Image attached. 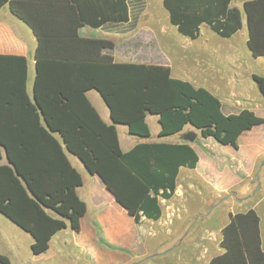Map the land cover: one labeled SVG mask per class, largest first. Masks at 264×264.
Listing matches in <instances>:
<instances>
[{"label": "trees", "instance_id": "obj_1", "mask_svg": "<svg viewBox=\"0 0 264 264\" xmlns=\"http://www.w3.org/2000/svg\"><path fill=\"white\" fill-rule=\"evenodd\" d=\"M127 1L8 2L37 44L33 100L26 91V58L0 54V159L1 149L7 159L0 164V213L31 235L34 255L49 248L56 232L78 231L86 212L76 191L82 178L65 148L90 174L99 176L138 224L142 217H160L159 198L173 195L179 168L196 167L199 157L187 142L138 143L123 151L115 124L125 125L129 134L149 137L145 118L154 114L160 125L158 136L190 124L203 137L237 147L243 131L264 122L249 109L225 115L216 95L173 77L168 66L116 62L112 54L103 52L114 47L112 41L79 35L84 24L99 27L107 20H126ZM229 1L212 0L202 14L193 10L190 0H163V4L178 31L191 38L197 36L202 20L229 36L244 16L248 49L253 57L264 56V0L245 1L242 15L227 7ZM218 16H224L225 22L215 21ZM252 78L264 95V75L254 73ZM91 89L107 105L111 124L103 122L88 100L86 91ZM219 245L223 252L208 264H264L257 212L253 208L229 212ZM0 264H10V259L0 253Z\"/></svg>", "mask_w": 264, "mask_h": 264}, {"label": "crops", "instance_id": "obj_2", "mask_svg": "<svg viewBox=\"0 0 264 264\" xmlns=\"http://www.w3.org/2000/svg\"><path fill=\"white\" fill-rule=\"evenodd\" d=\"M211 1L190 0V3L195 12L202 14L212 6V3L209 4ZM245 1L248 0H230L227 7L237 8L242 15ZM8 2L9 0H0V54L26 58V91L33 100L34 51L37 40L29 26L11 12ZM159 3L162 8H158ZM127 5L126 20H107L99 27L84 24L79 28V35L112 41L114 47L103 49V52L112 54L116 62H123L116 56V52L122 47H125V53L130 51V46H148L152 44L148 39L154 36V45L162 55L160 65L168 66L173 77L186 79L195 86L208 89L219 98L221 111L225 115L249 109L264 118V95L252 78L254 73L264 75V71L257 69L259 65H264V56L251 55L247 46L246 23L242 21L241 26L231 35L222 36L206 20H202L197 26V36L191 38L181 34L170 21V13L163 0H128ZM244 18L242 16V20ZM215 21L224 23L225 17L218 16ZM219 28L222 29V26ZM86 96L103 122L111 124L109 109L100 94L91 89L86 91ZM148 116L145 119L150 129L149 137L129 134L126 126L115 124L123 151L138 143L187 142L199 157L196 167L179 168L173 195L168 199L159 198L162 210L160 217L156 220L142 217L138 224L135 223L132 216L106 189L99 176L90 174L75 155L65 150L70 164L81 175L82 184L76 191L86 204V212L80 218L78 231L65 228L56 232L45 252L54 249L65 255L71 250H78L87 264H198L197 252L201 254L204 250L206 258L202 264H208L213 256L223 252L219 242L221 229L228 222L229 212H245L249 208L256 211L259 203H264V169L263 182L256 187L247 180L254 172L262 170L260 163L264 160V122L243 131L237 139V147H234L221 144L210 136L203 137L198 129L193 130L188 124L179 132L158 136L160 125L157 115L156 137H153ZM41 122L45 124L44 121ZM189 131L196 133L192 142L185 138ZM55 136L58 137L56 134ZM171 137L175 138L170 140ZM6 162L7 159H0V164ZM182 173L186 177L183 182L180 178ZM194 175L200 178L201 186L207 188L209 194L211 188L226 190L237 186V193L244 198L238 201L239 204L249 203L243 210L228 212V218L218 230L216 242H197L195 219L192 215L195 208H189L188 200L191 196L198 197L199 202L203 203L205 196L201 194L200 188L196 190V184L192 180ZM181 201L185 203H179ZM256 212L259 216L261 247L264 249V220ZM14 226L17 228L14 232L31 245V235L16 224ZM101 239H105L107 245ZM151 239H155L156 252H159L161 258L132 261L133 255L148 253ZM31 254L37 256L32 252ZM68 259L75 260L73 257Z\"/></svg>", "mask_w": 264, "mask_h": 264}, {"label": "rangeland", "instance_id": "obj_3", "mask_svg": "<svg viewBox=\"0 0 264 264\" xmlns=\"http://www.w3.org/2000/svg\"><path fill=\"white\" fill-rule=\"evenodd\" d=\"M159 7L162 8L160 3L158 8ZM148 41L152 44H149L148 46L143 44V46L141 47L130 46V51L127 50L125 53V47H122L120 51L118 50L116 52V56L119 57V60H122L123 62L125 61L142 62L147 64H161L162 55L161 53L159 54V51H157L156 46L154 45V36L152 38H149ZM257 69L260 72H263L264 65H259ZM148 115L150 128L154 135L153 137H156V115ZM122 127H125V125H122ZM188 127H191V129L193 130L195 129L189 124ZM174 138L175 137H171L169 139L173 140ZM1 155L3 159H6L3 149H1ZM262 166H264V160L260 163V167L262 168V170L254 172L249 178H247V180H249L251 184L254 185V187H256L258 183L260 184L261 182H263L262 173L264 167ZM184 176L185 175L183 173L180 175V178H182L181 182L185 181L186 177ZM192 180L193 183L196 184V190L198 191V188H200L199 190L201 191V194L205 196V202L203 203L199 202L198 197L193 198L191 196L188 200L189 208H195V210L192 212V215L195 219L194 224L196 229L197 242H202L204 240L216 242L218 230L228 218V212L243 210L245 206H248L249 203L239 204L238 201H241L244 198H242L241 195L237 193V186H232L226 190H217L215 188H211V194H209L208 189L201 186L200 178L197 175H194ZM179 203L185 202L181 201ZM256 211H258L260 217L264 220V203L260 202L257 206ZM209 222H211V225ZM14 229H17L16 226H14V224H12L3 214L0 213V253L5 254L7 257H9L10 264H87L82 260V257L79 254L78 250H71L70 253L64 255L63 252L59 254L58 252H56V250L50 249L44 254L42 253V255L33 256L31 254L28 241H26L24 237L15 233ZM25 235L29 234L25 233ZM101 242L107 245L105 239H101ZM148 245V253L144 255H133L132 261L139 260L143 262L145 260L147 261L149 258L153 260L161 258V256H159V252H156L157 247L155 245V239H151ZM72 257L75 258V260L68 259ZM197 257H199L198 264H202L206 258L204 250L203 253L201 252V254L197 252Z\"/></svg>", "mask_w": 264, "mask_h": 264}, {"label": "water", "instance_id": "obj_4", "mask_svg": "<svg viewBox=\"0 0 264 264\" xmlns=\"http://www.w3.org/2000/svg\"><path fill=\"white\" fill-rule=\"evenodd\" d=\"M243 23H246V19L244 18L243 20ZM194 127V126H193ZM195 128V127H194ZM197 129V128H195ZM196 137V134L193 132V131H189L186 133L185 135V138L188 140V141H193ZM85 167V166H84ZM87 170V169H86Z\"/></svg>", "mask_w": 264, "mask_h": 264}]
</instances>
